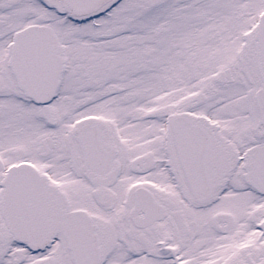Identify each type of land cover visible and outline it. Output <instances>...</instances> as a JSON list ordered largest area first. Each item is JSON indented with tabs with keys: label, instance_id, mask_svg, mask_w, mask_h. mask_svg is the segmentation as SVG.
Segmentation results:
<instances>
[{
	"label": "snow or ice",
	"instance_id": "1",
	"mask_svg": "<svg viewBox=\"0 0 264 264\" xmlns=\"http://www.w3.org/2000/svg\"><path fill=\"white\" fill-rule=\"evenodd\" d=\"M0 264H264V0H0Z\"/></svg>",
	"mask_w": 264,
	"mask_h": 264
}]
</instances>
